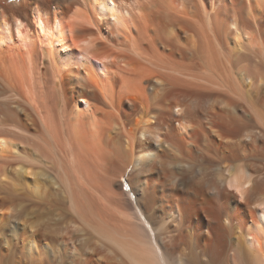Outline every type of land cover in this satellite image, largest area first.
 I'll use <instances>...</instances> for the list:
<instances>
[{"label": "bare ground", "instance_id": "1", "mask_svg": "<svg viewBox=\"0 0 264 264\" xmlns=\"http://www.w3.org/2000/svg\"><path fill=\"white\" fill-rule=\"evenodd\" d=\"M0 264H264V0H0Z\"/></svg>", "mask_w": 264, "mask_h": 264}, {"label": "rangeland", "instance_id": "2", "mask_svg": "<svg viewBox=\"0 0 264 264\" xmlns=\"http://www.w3.org/2000/svg\"><path fill=\"white\" fill-rule=\"evenodd\" d=\"M82 104H83V102H82ZM120 181L123 183L124 188L127 190L128 189V187L126 186L127 182L124 180V178H120ZM18 201L22 202V204L25 207H29V201L28 200H26V199H19Z\"/></svg>", "mask_w": 264, "mask_h": 264}]
</instances>
